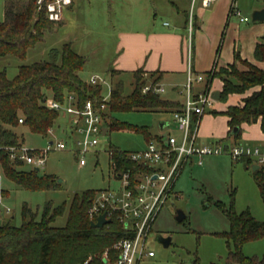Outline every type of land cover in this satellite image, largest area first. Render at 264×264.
I'll return each mask as SVG.
<instances>
[{
    "label": "rangeland",
    "instance_id": "1",
    "mask_svg": "<svg viewBox=\"0 0 264 264\" xmlns=\"http://www.w3.org/2000/svg\"><path fill=\"white\" fill-rule=\"evenodd\" d=\"M171 1H176L180 8L188 12L191 10L192 0H76L73 9L65 12L64 22L56 25L52 32H46L45 39L29 50L26 60L11 56L0 58V69L7 67V76L14 78L19 65L46 60L50 49L72 42L74 49L88 59L81 72L82 78L91 84V77L97 76L98 84L91 85L101 87L96 98L107 102L111 98V88L115 81L121 79L125 83L126 93L131 92L134 87L132 70H124L114 77L108 70L116 66L117 59L121 56L118 48L120 36L137 30H166L163 23L170 21L173 24L176 17V9ZM263 2L264 0H236L235 7L242 15L250 18L251 24L254 23L251 16L252 6ZM3 15L4 0H0V20ZM240 68L243 66L240 65ZM216 80L219 81L218 78L213 80L211 90L220 92L221 88L215 84ZM186 84V76L172 74L162 83L165 89L162 95L167 99L183 102L187 95ZM203 86L194 81V92L201 91ZM219 100H216L210 113L215 115L214 112L219 111ZM210 113L203 114L206 116L198 131L200 143L212 144L219 141L216 132L217 128H221L218 124L223 126L224 120L218 117L214 121ZM111 116L137 130L110 128V118L104 122V127L110 128L109 131L102 133L99 144L93 151L85 154L87 162L83 166L79 163V155L74 151L77 144L69 136L68 116L64 113L60 114L47 135L34 133L25 126L18 125L15 130L19 135L23 134L24 145L28 149H45L51 141H63L68 147L50 151L46 163L38 171L42 176L53 175L59 184L57 189H24L7 179L2 168L0 169V189L6 194L0 199V225L7 221L13 225H22L24 203L38 210L41 215L45 204L53 202L55 206H66L65 213L55 222L57 226H64L69 205L76 194L86 190L120 187V180L116 177L115 167L110 161L112 149L130 153L144 150L150 134H173L178 138L182 136L171 110L114 111ZM161 121L168 123L166 128H160ZM224 142L264 145L260 140L247 142L241 138L236 142L233 138ZM17 168L32 170L29 166ZM253 172L252 166L247 169L243 162L235 160L229 154L204 156L202 163L198 156H192L184 163L173 191L167 197L153 225L148 244L154 250L155 256L146 257L142 264H227L229 247L222 234L229 229V219L218 204L225 207L233 205L237 212L249 209L256 219L264 222V200ZM157 185L160 186L161 181ZM178 210H183L186 214L182 221L176 218ZM158 234L171 237L170 245L164 246L159 242L156 239ZM243 253L262 260L264 237L245 243Z\"/></svg>",
    "mask_w": 264,
    "mask_h": 264
},
{
    "label": "trees",
    "instance_id": "2",
    "mask_svg": "<svg viewBox=\"0 0 264 264\" xmlns=\"http://www.w3.org/2000/svg\"><path fill=\"white\" fill-rule=\"evenodd\" d=\"M171 3L179 8L176 1ZM56 24L61 25L60 22L50 21L45 11H39L36 0H4V15L0 20V58L11 56L26 60L29 50L43 41L45 33L52 32ZM223 38L224 33L221 44ZM254 60L255 63L243 59L237 49L231 64L219 67L215 62L213 68L205 73L207 89H211L215 78L221 81L222 103H227L231 95L249 92L239 104H231L224 111L214 112L215 115L229 118L230 129L227 138L222 141L233 138L236 142L241 137L242 125L256 123L259 119L264 130V34L256 44ZM87 62V57L79 54L72 42H66L61 47L50 49L46 60L19 65L14 78L7 76V67L0 69V169L7 179L18 186L32 191L59 187L53 175L42 176L36 169H18L20 165L11 161L2 147L24 143L23 134L19 135L15 130L18 125L34 133L48 134L60 113L44 105L47 97L62 101L65 96L73 94L81 103L95 99L101 87L88 84L81 76ZM110 73L114 77L121 72L111 68ZM132 73L134 87L131 92L126 93L125 83L121 79L112 85L111 98L106 102L108 111L104 114L105 122L111 118L110 128L137 130L113 119L111 112L114 111L182 109L181 102L167 99L154 90L161 84V71H144L140 68ZM149 82L152 84L151 90L143 92ZM20 118L23 119L22 123L19 122ZM195 122L196 115L193 116ZM235 126L240 127L238 135L231 133ZM149 138L148 143L162 140L159 134H150ZM129 153L112 149L110 161L115 167L116 177L130 170L132 180H136L139 173L152 171L148 166L132 161ZM240 161L247 169L253 163L250 157ZM253 175L264 200V165L256 169ZM174 186L175 183L171 192ZM97 191L86 190L73 197L64 226H57L55 222L65 213V204L55 206L53 202H47L39 215L38 210L24 203L22 225H13L10 221L0 225V264H115L118 251L113 248L114 243L131 234L115 217L103 227L91 226L88 209ZM4 195L0 189V199ZM218 206L229 219V229L222 234L229 247L227 264H264V258L259 260L243 253L245 243L264 237V222L256 219L249 209L237 212L233 205Z\"/></svg>",
    "mask_w": 264,
    "mask_h": 264
},
{
    "label": "built area",
    "instance_id": "3",
    "mask_svg": "<svg viewBox=\"0 0 264 264\" xmlns=\"http://www.w3.org/2000/svg\"><path fill=\"white\" fill-rule=\"evenodd\" d=\"M215 1L202 0V5L209 7ZM72 2L73 0H36L38 10L45 11L46 17L54 23L63 20L65 9ZM196 3L197 0H192L191 10L188 14L189 31H192L194 26ZM231 14L244 22L250 20L249 17L243 16L236 7L232 8ZM193 78L189 69L186 99L182 109L173 112L174 121L182 131L181 138L173 134L161 135L162 140L151 141L144 150L129 153L132 161L146 165L152 171L139 173L136 180H132L131 171L125 170L117 177L120 180L118 189L98 190L92 199L88 209L91 221L96 222L101 214L106 213V218L112 222L115 217L131 234L130 237L122 238L114 243L113 248L118 251L115 264H142L146 257L155 256L154 250L150 249L148 244L153 225L162 206L166 203L184 163L192 156H198L199 162L202 163L204 156L229 154L235 160L250 157L260 166L264 165V146L230 144L224 141L207 144L198 141L202 116L214 109L216 99L214 91L206 87L197 93L194 92V81L206 83L205 74L200 73L195 79ZM90 83L98 84V77H91ZM151 88L152 84L149 82L144 86L143 92H148ZM154 90L158 93L165 91L162 84L155 87ZM44 105L48 109L68 116L69 136L73 137L74 143L77 144V149L74 151L80 157V165H85L87 162L85 154L94 150L103 133L104 114L108 111L106 100L100 101L95 98L87 99L81 103L77 96L69 94L62 101L49 96L45 99ZM194 115L198 117L195 123H193ZM19 122L22 123L23 119L20 118ZM51 130L52 128L48 132ZM67 147L63 141H51L47 148L42 150L28 149L24 143L2 147V149L8 153L11 161L20 166L36 169L46 163L50 151L63 150ZM158 181H161L160 186L157 185Z\"/></svg>",
    "mask_w": 264,
    "mask_h": 264
},
{
    "label": "crops",
    "instance_id": "4",
    "mask_svg": "<svg viewBox=\"0 0 264 264\" xmlns=\"http://www.w3.org/2000/svg\"><path fill=\"white\" fill-rule=\"evenodd\" d=\"M75 2L76 0H73L72 4L65 9V12L68 9H73ZM235 3L236 0H216L211 6L204 7L202 0H197L192 31H189L188 27L189 12L173 5L176 9V17L173 19V24L170 21L163 23L167 28L166 30L153 29L147 32L137 30L120 36L118 48H120L121 56L117 59L116 66L113 69L121 73L124 70H132L131 72H133L140 68L144 71L159 70L163 74L162 84L172 74H181V76H186L188 79L189 69L192 75L196 77L200 73L205 74L211 70L215 62L218 63L219 67L231 64L234 61V53L237 49L243 59L255 63L254 50L264 34V21L251 24H249L250 20L248 22L241 21L231 14ZM262 8H264V2L253 5L251 11ZM64 20L65 14L60 23L62 24ZM223 33L224 38L221 44ZM258 64L262 66L261 63ZM195 83L198 85L203 84V89L206 87L205 82L197 83L195 81ZM215 84L221 88L222 83L220 80H216ZM248 94L249 92L243 95H231L227 103H222L219 100L217 110L224 111L228 105L239 104L241 98ZM184 101L179 102L184 104ZM212 115L214 121L218 117H222L224 120L222 122L223 126L218 124V127L221 128H217L218 131L216 132V137L219 141H222L227 138L230 129L228 125L229 118L226 115ZM205 116L206 114L202 117L201 123ZM166 124L168 123L166 122ZM240 138L247 142L249 140L264 142V130L261 126V120L259 119L252 124H243ZM255 146L263 147L264 145ZM253 166L261 167L254 160Z\"/></svg>",
    "mask_w": 264,
    "mask_h": 264
},
{
    "label": "water",
    "instance_id": "5",
    "mask_svg": "<svg viewBox=\"0 0 264 264\" xmlns=\"http://www.w3.org/2000/svg\"><path fill=\"white\" fill-rule=\"evenodd\" d=\"M252 16V21L253 22H261V21H264V8L262 9H256L252 12L251 14ZM214 98L216 100H219L220 99V92L219 91H215L214 92ZM166 122L165 121H161L160 122V128L161 129H164L165 126H166ZM106 131H107V128H103V134H106ZM240 131V127L239 126H235L231 133L233 135H238ZM259 166H253V170H256ZM40 168H36L37 171H39ZM119 176V174H118ZM156 177V176H154ZM186 217V214L183 210H178L177 211V215H176V218L179 220V221H182L183 219H185ZM111 222L110 219L106 218V213H103L101 214L98 218H97V221L94 222V221H91V226L92 227H96V228H99V227H103L105 224ZM156 239L161 242L162 244H164V246H169L170 243H171V237H164L163 235L161 234H158L156 236Z\"/></svg>",
    "mask_w": 264,
    "mask_h": 264
}]
</instances>
